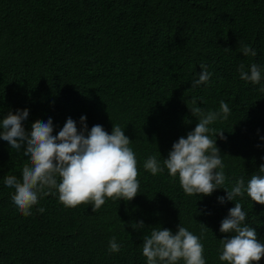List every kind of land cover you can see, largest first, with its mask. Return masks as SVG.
I'll list each match as a JSON object with an SVG mask.
<instances>
[{"label": "trees", "instance_id": "obj_1", "mask_svg": "<svg viewBox=\"0 0 264 264\" xmlns=\"http://www.w3.org/2000/svg\"><path fill=\"white\" fill-rule=\"evenodd\" d=\"M242 45L257 55H243ZM252 63L259 84L239 78V65ZM201 65L212 75L192 88ZM193 97L205 112L229 105L228 119L210 127L226 137L216 138L225 187L240 177L247 184L264 164V0H0V121L28 109L26 132L51 118L54 136L69 117L78 130L81 116L88 131L101 125L111 134L119 125L140 183L131 201L106 198L96 212L65 207L58 193L42 196L26 217L4 177L19 179L28 158L0 139V264H147L143 236L153 227L175 234L180 224L201 237L200 223L206 264H227L220 239L230 234L220 226L234 202H218L226 192L189 196L167 169L154 176L143 167L152 155L162 163L194 130ZM237 200L264 243V205L246 194ZM141 220L145 228L134 230ZM112 237L119 252L109 251Z\"/></svg>", "mask_w": 264, "mask_h": 264}, {"label": "clouds", "instance_id": "obj_2", "mask_svg": "<svg viewBox=\"0 0 264 264\" xmlns=\"http://www.w3.org/2000/svg\"><path fill=\"white\" fill-rule=\"evenodd\" d=\"M239 50L245 56L257 55L250 45H242ZM200 67L202 72L192 81V88L207 84L212 75L206 66ZM237 71L243 81L253 84L261 81V69L255 63L249 70L240 64ZM197 99L193 97L191 107L188 106L192 116L198 118L194 130L173 144L168 158L162 163L152 155L143 167L154 176L167 169L169 176L178 177L183 191L189 196H208L222 188L226 196L218 197V202L231 201L234 207L221 221L220 232L230 235L220 239L219 260L227 264H258L264 257V243L257 239L255 228L246 222L247 213L237 198L246 194L252 202L264 205V164L260 166L259 174L251 175L247 184L240 177L230 189L225 187V165L216 138L225 140L226 137L224 131L210 125L217 120H227L231 109L221 101L219 111L205 112L197 106ZM28 116V109L17 110L15 114L9 111L0 121V139L28 158L19 179L15 175L4 177L5 186L14 189L11 199L22 215H32L31 209L38 204L39 198L49 194L58 193L59 202L68 208L91 204L93 212L105 204L106 198L131 201L138 194L136 154L119 125L113 124L111 134L101 125H94L88 131L86 117L81 116L82 128L78 130L76 122L69 117L54 136L51 118L47 122L35 121L31 131L26 132L23 121ZM37 211L43 213L45 209L40 207ZM200 224L202 237L208 228ZM131 226L134 230L145 228L142 220ZM177 228L173 234L169 229L153 227L149 235L143 236L142 254L147 264H180L181 261L183 264H206L201 237L180 224ZM121 247L115 237L110 239V252H119Z\"/></svg>", "mask_w": 264, "mask_h": 264}]
</instances>
